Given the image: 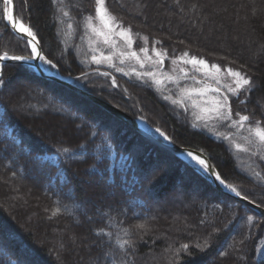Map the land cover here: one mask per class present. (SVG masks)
<instances>
[{
  "label": "trees",
  "instance_id": "obj_1",
  "mask_svg": "<svg viewBox=\"0 0 264 264\" xmlns=\"http://www.w3.org/2000/svg\"><path fill=\"white\" fill-rule=\"evenodd\" d=\"M89 1L14 3L59 74L79 76L77 86L144 118L175 145L202 153L226 184L264 208V143L249 131L257 122L264 128L259 19H251L250 32L238 44L227 38L231 20L215 15L213 3L117 1L118 21L125 20L139 38L251 78L254 90L244 92L245 98L230 95L225 116L230 110L231 117L211 128L194 119L172 86L161 90L146 76L91 59L83 28ZM3 52L30 54L26 40L6 24L0 0V56ZM241 115L249 116L242 126ZM41 124L54 130L44 132ZM77 256L94 264H264V216L85 97L27 66L3 63L0 264H69Z\"/></svg>",
  "mask_w": 264,
  "mask_h": 264
},
{
  "label": "rangeland",
  "instance_id": "obj_2",
  "mask_svg": "<svg viewBox=\"0 0 264 264\" xmlns=\"http://www.w3.org/2000/svg\"><path fill=\"white\" fill-rule=\"evenodd\" d=\"M117 1L118 0H104L103 8L106 9V18L110 21L108 26H105L104 21H102L97 15V8L100 7V5L97 4L96 0L89 1V13L84 16L83 28L87 48L90 50V53L94 55L91 59L93 60V57H96L97 60H100L99 64L120 69V72H129L137 76H146L148 80L153 82V84L161 90L167 85L172 86V88H175L177 91L176 95L178 96V101L187 102L189 104L188 107L193 111L195 120L203 121L205 127L210 126L212 128V126L218 124L219 120L226 114L229 96L232 95L237 97L241 93L243 94L244 92H247L245 89H240L237 93H233L229 90L236 88L235 81L237 79L228 74L227 69H229V67H220L215 63H208L203 58L190 55L185 51H167L158 46L157 41L150 42L145 37L139 38V35H135L132 30L126 26L127 22H125V20H123V22L118 21H122V19L120 16H118L119 18L117 17ZM204 1L209 4L213 3L212 10H214L215 15L218 14V16L220 15L224 17V19L231 20L233 28L227 29V38L238 44L241 43V36L243 33L250 32L252 18H258L260 25H264V0ZM194 2L196 1L194 0ZM111 4L113 6H110ZM199 5L200 2H197V6ZM127 30H130L129 35L132 41L131 45L128 43V38L119 35L121 31ZM225 30V28L221 27V34H223ZM99 32L106 34L108 40L107 43H105V35H98L97 33ZM136 36H138V38H136ZM133 52L136 53V56H132ZM5 53L6 52H3L1 55H4ZM185 53H187V55H185ZM7 54L8 56L30 55ZM261 55H264V53H261ZM105 57H111V60L108 61ZM193 57L197 60H204L207 63V67L191 63L190 61ZM45 58L46 60H49L47 57ZM47 65L48 68L52 69L57 75L59 74L55 64L51 63ZM212 65L218 66L219 71L217 68L212 67ZM230 69L241 72L233 68ZM94 71L103 75V77L106 76V73L102 71ZM149 73L151 75H149ZM242 74L245 75L244 73ZM62 77L73 83H77L76 80L79 76L62 75ZM243 97H246L245 94H243ZM218 104L225 105V107L219 109V113L213 111V109L217 108ZM58 118V120L63 123V120L60 117ZM137 119H142L155 130L159 129L156 126L149 124L142 117H137ZM39 121L42 123L44 119L40 118ZM39 129L49 134L54 130L51 126H47L46 124L39 125ZM55 131L59 133L60 128L57 126ZM160 131L163 132L162 130ZM153 135L160 140L172 143L170 138L165 140L158 132ZM235 142V139H233L232 143L234 144ZM162 162V160L158 162L156 161V163L152 165L160 166ZM153 167L154 166L150 167V170L153 169ZM84 184L88 185L89 183L84 182ZM82 229L84 230L83 227ZM82 242L86 244L85 246L87 248L88 245L91 244L88 237L83 238ZM94 262L95 260L91 258L85 262L84 259L77 256L76 258L72 257L69 264H94Z\"/></svg>",
  "mask_w": 264,
  "mask_h": 264
},
{
  "label": "water",
  "instance_id": "obj_3",
  "mask_svg": "<svg viewBox=\"0 0 264 264\" xmlns=\"http://www.w3.org/2000/svg\"><path fill=\"white\" fill-rule=\"evenodd\" d=\"M12 8V12H13V16L15 18V22L17 24L16 28H13L12 23H8L10 28L13 30L14 33L16 34H20L23 38H25L26 40L30 39V37L27 36L26 33H23L21 31H19V24L22 23L21 20L15 15L14 12V0H13V4L11 6ZM26 27H29L28 25H25ZM37 41V38H36ZM38 51L42 54L41 48L38 44ZM3 57V56H0ZM12 57V56H9ZM38 59V58H37ZM37 59H28L26 61H15L12 59H0V61L2 63H18V64H22L28 67H31L35 73L41 77L47 78L51 81H54L68 89L73 90L74 92H76L77 94L85 97L86 99L90 100L91 102H93L94 104H96L97 106H99L100 108H102L104 111H106L107 113H109L110 115L116 117L118 120L122 121L123 123H125L126 125H128L129 127L135 129L136 131H138L141 135H143L144 137H146L147 139H149L151 142H153L155 145H157L158 147L167 150L168 152H170L171 154H173L174 156L178 157L181 159L180 155L184 152H190L193 153L194 155H198L201 159H203L206 164L209 166L207 172L204 170H200L199 168L193 166L192 167L199 172L203 177H205L217 190L227 194L228 196L232 197L233 199H236L238 201H240L241 203L245 204L246 206H248L249 208H251L252 210L256 211L257 213L261 214L264 216V208L257 205L256 203L250 201L249 199L239 195L237 196L235 192L229 191L225 188H223L219 181L216 180L215 175L218 174L215 167L207 160V158L200 152H197L195 150H191V149H187V148H183L180 147L178 145H175L171 142H166L163 140L158 139L155 135H153L152 133L141 129L137 126V119L133 118L132 116H130L129 114H127L126 112L122 111L121 109L117 108L116 106H114L113 104L106 102L104 100H102L101 98L95 96L94 94H92L89 91L84 90L81 87L76 86L75 84L72 83V81L63 78L61 75H56V74H48L45 73V71H43V69L36 63ZM213 177L210 178L209 176Z\"/></svg>",
  "mask_w": 264,
  "mask_h": 264
},
{
  "label": "snow or ice",
  "instance_id": "obj_4",
  "mask_svg": "<svg viewBox=\"0 0 264 264\" xmlns=\"http://www.w3.org/2000/svg\"><path fill=\"white\" fill-rule=\"evenodd\" d=\"M97 4L100 5V7L97 8V15L100 17V19L102 21H104L105 26H108V24L110 23L109 19L106 18V9L103 8L104 5V0H96ZM13 4V0H3V15L7 18V20L9 22L12 23L13 28L17 27V24L15 22V18L13 16V12H12V6ZM114 19V18H112ZM19 31L26 33L28 37H30V39H28L26 41V45H31V52L29 56H12L9 57L7 53L4 54L3 57H0V59H12L15 61H26L28 59H40L48 64H51L52 61L51 60H46V58L38 51V42L36 41V37H35V33H33V31L31 30L30 27H26L23 23L19 24ZM95 31V29H94ZM98 35H105V43L108 42L107 40V36L106 34L99 32L97 33ZM130 30L127 31H121L119 33V35H121L122 37H126L128 38V43L129 45H131L132 41L130 39ZM146 51V50H145ZM185 55H187V53H185ZM132 56H136V53L133 52ZM106 60L110 61L111 57H105ZM93 60L96 63H100V60H97L96 57H93ZM193 64H199V65H203L205 67H207V63L204 60H197L195 57L192 58V60L190 61ZM212 67L217 68V70L219 71L218 66L216 65H212ZM118 71L120 69H117ZM228 74L237 78L235 83H236V88L235 89H229L231 92L233 93H237L238 90L240 89H245L247 91H252L254 90L252 88V84L253 81L251 80V78L246 77L245 75H243L241 72L238 71H233L232 69H227ZM149 75H151L149 73ZM218 91V89H217ZM225 107L224 104H218L217 108L213 109V111H217L219 113V109ZM231 117V112L229 110V113L227 116H224L223 119H229ZM249 121V116L246 115H241L239 116V123L242 126L243 122H247ZM236 123V122H233ZM156 131L165 139L168 140L169 137L166 136L163 132L160 131V129H156ZM250 132H252L256 137L259 138V140L264 143V128L259 126V123L257 122V126L254 129H249ZM237 147L239 148V145H237ZM190 156H192V159L195 160L199 165H201L205 170H208L209 166L206 164V162L201 159L198 155L193 156L191 153H189ZM259 175V174H257ZM216 180H218L221 184H223L225 187H228L230 191L235 192L237 196L240 195V192L237 191L236 188L232 187L231 185L225 184V181L223 179H221L219 174L215 175ZM55 215V213H53ZM251 219V218H249ZM139 227L143 228L144 225H139ZM125 244L130 243L129 241H124ZM184 248H187V245L183 246Z\"/></svg>",
  "mask_w": 264,
  "mask_h": 264
},
{
  "label": "bare ground",
  "instance_id": "obj_5",
  "mask_svg": "<svg viewBox=\"0 0 264 264\" xmlns=\"http://www.w3.org/2000/svg\"><path fill=\"white\" fill-rule=\"evenodd\" d=\"M19 36H21L20 34H18ZM21 38H23L21 36ZM24 39V38H23ZM29 46V49L31 50V45H28ZM36 63L43 69V71H45V73H48V74H56L52 69L48 68V63H44L42 60L40 59H37ZM123 111V110H122ZM137 126L141 129H144L150 133H157L156 130L154 128H151L145 121H143L142 119H137ZM190 152H184L180 155L181 159H183L184 161L192 164L193 166L199 168L200 170H205L201 165H199L195 160L192 159V156L189 155ZM193 156H196L194 155L193 153H191ZM207 172V170H205ZM209 176V175H208ZM210 178L213 179V177L209 176ZM220 183V182H219ZM220 185L229 190L228 187H225L223 184L220 183ZM230 191V190H229Z\"/></svg>",
  "mask_w": 264,
  "mask_h": 264
}]
</instances>
